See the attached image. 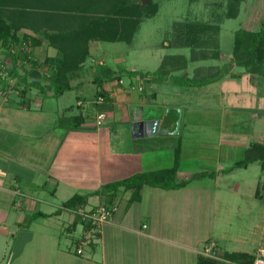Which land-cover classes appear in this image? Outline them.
<instances>
[{
    "label": "crops",
    "instance_id": "1",
    "mask_svg": "<svg viewBox=\"0 0 264 264\" xmlns=\"http://www.w3.org/2000/svg\"><path fill=\"white\" fill-rule=\"evenodd\" d=\"M22 33L34 35L26 29ZM39 41L40 44L32 48V58H16L13 47L9 50L0 47V62L5 66L0 65V69L10 73L15 71L24 79L17 82L21 84L20 88L25 82L28 84L26 101L29 104V107L19 105L15 89L6 93L0 91V264H197L210 244H214L217 254L239 252L252 256L255 261L264 247V208L256 209L258 203H264V193L259 192L260 182H257L253 198L241 202H238V184L229 187L218 183L212 189L200 191L198 199H189L198 220L204 216L208 221L207 216L211 215L204 237L195 241L190 228L176 230L173 222L164 220L165 216L156 221L157 215L153 211L155 197L162 200L173 192L191 190L190 179H186L190 177V171L179 168L174 182H186L180 188L165 190L144 185L139 190V199L133 202H129L132 192L121 189L113 201L117 209L111 221L103 226L93 244L84 247L82 254H76L73 244L81 235V227L77 229L78 221L71 209L62 208L63 202L74 194H89L108 183L149 172L143 169V150L135 137H131V126L157 119L156 114L144 111L145 105L157 96L154 91L145 94L146 89L139 92L133 83H125L121 74L114 70L94 71L92 83L101 84L99 88L96 84L94 101L76 97V108L72 104L64 107L60 99L65 93L73 89L78 91L84 83L90 82V72L85 77V72L90 71V47L99 41L89 42L88 56L71 76V89L59 97L53 96L50 72L51 68L61 65V55L47 40ZM37 52L38 56L35 55ZM98 90L105 95H98ZM101 96L105 99L99 103ZM90 104L96 106L93 116ZM99 114L104 115L101 125H97ZM75 116L82 118L79 129L63 128L58 124L60 118ZM110 122L115 129L107 127ZM162 128L171 130L173 127L169 123L165 126L160 123L159 129ZM184 131L188 132L187 125ZM126 133L133 143V148L127 151L120 149L127 140L125 137L121 142V136H127ZM244 144L234 145V156L238 161L241 151L248 146ZM231 151V148L228 152L225 149V162H230L228 153ZM237 160H232L231 166ZM172 165L173 162L169 168ZM223 170L227 169L218 166L212 176L222 178L235 169L227 173H222ZM25 174H28L27 178H24ZM37 174L47 178L43 189L48 187L54 198L39 192L31 197L28 189H24L21 184L24 179L29 186L32 183L37 187L40 185L41 177ZM196 176L204 175L198 173ZM262 179L263 191L264 175ZM144 197L147 207L143 210L140 205ZM90 198L94 205L104 202L100 196L89 197L87 206H90ZM40 204L46 209H41ZM122 205L125 206L120 209ZM218 210L222 211L221 216L212 219ZM235 215L248 217L239 229H232L231 220ZM191 219L195 217L188 216V222ZM160 224L165 225V231L159 229ZM221 224L223 227L219 229ZM62 234L65 239L61 238ZM197 244L202 248L197 249ZM219 264L237 263L221 261Z\"/></svg>",
    "mask_w": 264,
    "mask_h": 264
},
{
    "label": "rangeland",
    "instance_id": "2",
    "mask_svg": "<svg viewBox=\"0 0 264 264\" xmlns=\"http://www.w3.org/2000/svg\"><path fill=\"white\" fill-rule=\"evenodd\" d=\"M147 2L148 0L142 1L143 4H147ZM155 2L158 6V12L155 16L142 20L131 44L95 42L91 45L90 71L85 72V77L89 75L87 72H90V82L84 83L83 88L78 91L73 89L65 93L60 99V104H63L64 107L72 104L76 108V97L90 99V102L94 101L97 84L91 81L96 73L94 71L114 70L121 74L125 83H133L136 90L141 86L146 89L145 94L151 91L156 93V99L145 105V113L156 114L157 120L162 126H165L166 123L172 125L171 130L173 132L177 120H180L177 133L173 135L159 132L158 136L154 138L134 139V134H131V137L138 142L139 148L143 150V169L149 172L169 168L172 162L174 163V148L177 142H180L178 154L180 166L178 168L179 170L190 171L188 174L190 177L186 179H190L189 189L191 190L173 192L162 200L155 197L153 211L157 215L156 221L165 216L164 220L173 222V227L176 230L178 228L179 230L190 228L196 241L204 237L202 235L205 234V228L208 227V217H211L209 214L207 216L208 221L204 216L203 219L198 220L194 206L189 203V199H198L201 195L200 191L212 189L218 183L219 186L228 185L229 187L238 184L240 189L238 202H241L248 197L253 198L254 190L259 181V192L264 193V190L262 191L264 173L260 171L258 163L248 165L247 169H235L222 178L212 176L218 166L224 169L232 167V160H237L233 151L235 144L245 143L246 146L263 138L264 78L254 77L252 80L243 69L234 66L231 67L230 73L239 74L240 79H232L226 76L219 82L200 87L175 83L173 78L166 81L154 80L148 83L141 77L145 74L154 73L166 55H184L189 60V49L167 46L173 35V27L180 22L218 23L220 26L218 36L220 58L197 62L188 61L186 71L176 72L175 76L191 78L197 68L205 70L210 66L219 67L228 64L233 50L234 32L238 29L255 30L259 27L260 20L264 17V0H245L241 3L239 14L234 19L224 17L227 0H156ZM12 49L16 58L33 55V49L27 50L22 45L17 44ZM35 55L38 56L39 52ZM3 64L1 61L0 65L5 68ZM128 72L135 73H131L132 77L130 78ZM149 76L152 78V75ZM95 111L96 106L90 104L91 116ZM173 122H175L174 125ZM186 125L188 132L184 131ZM113 126L111 122L107 125L112 130L115 129ZM128 133H126L127 136H121V142L124 141L125 137L127 138L120 148L126 151L133 148ZM229 148L232 150L228 153L231 155V160L225 162L224 156ZM237 154L240 153L237 152ZM243 157L244 151H241L239 161ZM198 173L204 176L197 178ZM27 175L25 174L24 178H27ZM37 175L41 177L40 185L37 187L32 183L29 186L27 180L24 179V182L21 183L24 189H28L31 197L39 192L54 198L49 194L48 187L43 189V182H46L47 178L43 174ZM93 203L94 201L90 198L89 204L94 205ZM262 204L264 203H258L256 209L264 208ZM123 206L125 205H122L120 209ZM140 206L143 210L144 207H147L145 197ZM39 207L46 209L42 204ZM221 213V210L215 211L212 219L217 220ZM188 216L195 217V219L188 222ZM246 219L248 217L245 215H235L231 220L232 229L241 228L242 221ZM184 223L189 224V227L183 225ZM78 225L77 229L79 230L81 225ZM164 226L160 224L159 229L164 230ZM222 227L221 224L219 229ZM202 231L203 233H201ZM80 236L76 242L74 241L73 249L78 245ZM61 238L65 239L66 237L63 235ZM196 248H202L201 244H197Z\"/></svg>",
    "mask_w": 264,
    "mask_h": 264
},
{
    "label": "trees",
    "instance_id": "3",
    "mask_svg": "<svg viewBox=\"0 0 264 264\" xmlns=\"http://www.w3.org/2000/svg\"><path fill=\"white\" fill-rule=\"evenodd\" d=\"M0 0V47L6 50L15 45H23L26 49L40 44V39L47 40L48 44L61 55L60 66L51 68L53 96L59 97L71 89L70 79L88 56V44L91 41L124 42L131 44L133 36L143 19L151 18L158 12L156 0ZM245 0H227L224 17L234 19L238 16L240 5ZM23 29L31 31V36L22 33ZM21 32V33H20ZM218 23L207 22H180L173 27L172 38L168 47L187 48L190 51L189 60L184 55H166L162 58L158 69L152 74H145L146 82L163 81L173 78L175 83L200 87L219 82L226 76L240 79L239 74L230 73L231 67L241 68L253 80L254 77L264 78V17L255 30L238 29L234 32L233 50L228 64L215 67L210 66L203 70H194L191 78L178 77L176 72H184L188 68V61L218 60L219 51ZM22 43V44H21ZM21 44V45H20ZM135 72H128L130 75ZM5 74V76H4ZM152 75V78L151 76ZM150 79V80H149ZM24 81L15 71L6 72L0 69V91L6 93L10 89L18 92L19 105L29 107L26 97L28 84L20 88L19 82ZM98 88L101 84L97 83ZM144 91V88L141 87ZM98 95H105L102 90ZM98 99L104 100V97ZM81 116L60 118L58 124L63 128L79 129ZM174 148V163L170 168L154 172L136 174L124 180L108 183L89 194H74L63 202V209H78L88 205V198L100 196L103 205L113 204L117 193L131 191L129 202L139 199V190L142 186L158 187L161 189H177L185 185V181L174 182L178 170L179 145ZM258 163L264 173V136L259 141L248 144L244 150L242 160L233 164L222 173L234 169H246L248 165ZM99 205V204H98ZM92 207L96 205H90ZM221 260L200 257L197 264H219L228 261L237 264H253L254 258L239 252H225L219 254Z\"/></svg>",
    "mask_w": 264,
    "mask_h": 264
},
{
    "label": "built area",
    "instance_id": "4",
    "mask_svg": "<svg viewBox=\"0 0 264 264\" xmlns=\"http://www.w3.org/2000/svg\"><path fill=\"white\" fill-rule=\"evenodd\" d=\"M5 76V74H4ZM141 86L138 87V91H141ZM99 103L102 99L98 100ZM104 119L103 114H99L97 125H101ZM116 206H106L103 204L92 206H86L84 208H78L70 210L73 216L76 218L78 223L81 225V236L78 239L79 243L75 247L76 254H82L85 246L93 244L100 236L101 230L104 225L111 221L114 213L116 212ZM204 257L211 258L214 260H221L219 254L215 250L214 244L208 245L203 254ZM264 248L259 252V257L254 261L253 264H263Z\"/></svg>",
    "mask_w": 264,
    "mask_h": 264
},
{
    "label": "water",
    "instance_id": "5",
    "mask_svg": "<svg viewBox=\"0 0 264 264\" xmlns=\"http://www.w3.org/2000/svg\"><path fill=\"white\" fill-rule=\"evenodd\" d=\"M160 121L157 119L140 121L132 124V132L135 138L138 137H156L159 132L162 134H176L180 125V120H177L174 132L169 129H159ZM172 132V133H171Z\"/></svg>",
    "mask_w": 264,
    "mask_h": 264
}]
</instances>
